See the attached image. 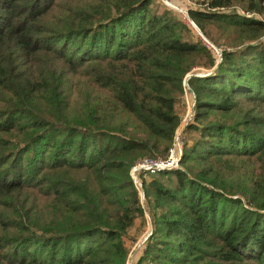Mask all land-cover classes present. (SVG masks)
<instances>
[{"label":"trees","instance_id":"1","mask_svg":"<svg viewBox=\"0 0 264 264\" xmlns=\"http://www.w3.org/2000/svg\"><path fill=\"white\" fill-rule=\"evenodd\" d=\"M156 7L0 0V264H126L145 210L134 264H264V0L187 10L233 29L217 64ZM196 67L179 164L141 173L142 201L131 168L166 156Z\"/></svg>","mask_w":264,"mask_h":264},{"label":"rangeland","instance_id":"2","mask_svg":"<svg viewBox=\"0 0 264 264\" xmlns=\"http://www.w3.org/2000/svg\"><path fill=\"white\" fill-rule=\"evenodd\" d=\"M155 1L157 4V7L154 9L156 11L160 12V11H163L164 9H167V10L171 11L176 17L180 18L182 21H185L186 23H188L187 20L190 17H188L189 15L187 13V10L190 8L197 7V2L200 0H155ZM233 8H234L235 12L244 11V8H242L240 6H233ZM184 11L186 13H183ZM184 15L186 17H184ZM256 16L258 17V19L264 20V12L261 13V15H256ZM195 24L198 27V29L200 30L201 34L204 36V38L208 39L215 46L218 45V47L219 46H222V47L226 46L227 47V44L225 43L224 38L226 37L227 33H230V31L233 30L232 28L225 31L224 27L222 28V27H217L214 24H209V26L207 27V30L210 31V34H208V33L203 32L200 29V27L197 25V23H195ZM189 27L191 28V33L193 35V38L196 40L202 41V43L205 45L202 37L196 31V29L193 28L192 26H189ZM262 39L264 40V36L262 37ZM229 48H228V50H229ZM213 68H215V67H213ZM213 68H211L209 70H212ZM206 71H208V70L201 68V67L200 68L196 67V68H193L192 71L187 73V75L189 78L190 75H202ZM185 77H184V80H185ZM178 108H179V114L181 117V121H185V119L188 120L187 115L193 109L192 105H191V101H190V95H188V97L187 96L184 97V94H183L181 104L179 105ZM179 131H180V127H179ZM139 196H140V194H139ZM149 231H151V222H150L149 214L145 210L144 217H139L136 220L135 226L129 231L128 237L126 238V245L129 248V253H128L129 255L127 258V261L128 260L129 261L128 262L126 261V264L127 263L128 264H130V263L134 264V262L136 261L137 255H138V251L142 249V246H143L142 242L144 241L145 236L147 235V233Z\"/></svg>","mask_w":264,"mask_h":264},{"label":"built area","instance_id":"3","mask_svg":"<svg viewBox=\"0 0 264 264\" xmlns=\"http://www.w3.org/2000/svg\"><path fill=\"white\" fill-rule=\"evenodd\" d=\"M183 13H186V12L184 11ZM240 13L242 15H246V16L252 15V14L246 13L245 11H240ZM184 17H186V16L184 15ZM187 22L190 26H192L193 28L196 29V31L202 37L203 42L205 43L206 47L209 48L211 50V52L215 55L216 61H219L221 59V56H222V50H223L222 47L215 46L208 39L204 38V36L201 34L200 30L198 29V27L196 26V24L194 23V21L192 19L188 18ZM183 90H184V97H186V96L188 97V95H190V101H191V105L193 108L194 102H195V96H194V93L190 90V87L188 85L187 80L183 81ZM192 114H193V109L187 115L188 120L185 119V121L180 122V124H179L180 131H179V127H178L176 132H175V136H174V140L172 142V145L168 149V152L164 158L163 157H157V158L143 157L142 159L138 160L132 166L130 174H131V177L133 179V182H134L136 188L139 191L141 200H143V198H142V191H141V183H140L139 178H138L139 174L144 173V172H148V171L155 172V171L169 170V169L176 168L178 166L180 157L182 155L181 132H182L183 128L186 126V124L188 123V121L192 118ZM150 234H151V231H149L147 233L144 241L146 240V238Z\"/></svg>","mask_w":264,"mask_h":264},{"label":"water","instance_id":"4","mask_svg":"<svg viewBox=\"0 0 264 264\" xmlns=\"http://www.w3.org/2000/svg\"><path fill=\"white\" fill-rule=\"evenodd\" d=\"M219 61H216V64L218 63ZM214 67H216V65L214 66ZM191 76V75H190ZM189 76V77H190ZM188 79V75L185 77V80H187ZM142 198H143V193H142Z\"/></svg>","mask_w":264,"mask_h":264}]
</instances>
